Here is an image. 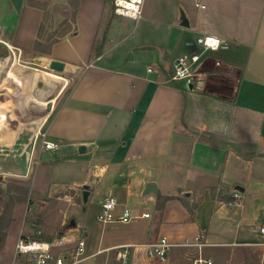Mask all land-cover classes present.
<instances>
[{"label":"crops","instance_id":"crops-1","mask_svg":"<svg viewBox=\"0 0 264 264\" xmlns=\"http://www.w3.org/2000/svg\"><path fill=\"white\" fill-rule=\"evenodd\" d=\"M8 1L0 12V40L12 49V66L57 60L73 82L45 130L57 148L39 144L43 159L33 165L34 187L68 188L85 204L100 198V207L113 196L116 214L130 208L140 216L128 224L99 223L98 238L81 215L86 252L164 236L192 243L200 236L205 246H175L165 262L151 264H195L199 257L264 264V248L252 245L263 241L264 0H205L206 9L172 1L171 11L164 10L168 0H152L153 17L144 16L143 5L139 21L113 16V0H78L74 23L70 0H49L46 9L24 0L19 13ZM45 13L50 22L72 24L55 43L39 38ZM201 34L219 37L220 48L202 54L193 84L173 80L176 59L200 52ZM0 111L6 115L2 103ZM10 137L4 139L14 141ZM149 184L156 193L147 192ZM236 191L241 205L232 204ZM159 196L170 199L159 204ZM104 231L116 238L106 241Z\"/></svg>","mask_w":264,"mask_h":264},{"label":"rangeland","instance_id":"rangeland-1","mask_svg":"<svg viewBox=\"0 0 264 264\" xmlns=\"http://www.w3.org/2000/svg\"><path fill=\"white\" fill-rule=\"evenodd\" d=\"M28 1L39 6H44L49 2V0ZM172 1L175 4L177 2V7L183 2V0H168L164 10L171 11ZM144 2V16L153 17L150 14L151 10H157L153 1L144 0ZM8 4V0H0V12ZM111 10L113 16H115L113 7ZM69 24L67 22L47 21L43 30V37L47 38L49 35L54 34L51 41H55L67 29ZM1 37L2 33L0 34ZM7 56H10L9 48L0 40V104L2 103L6 114L0 116V118L6 119L7 117L6 120L0 121V137L2 138L0 140V161L2 159L0 164V264H10L14 260L16 246L20 239L54 243L62 237H67V241L71 242V240L80 236V239L85 240L87 237L84 233L85 229L79 226L81 215L89 227L95 228L98 238L101 235V227L96 218L101 209L100 198H95L85 204L82 203L83 195L77 194L68 188L57 189L56 191L48 190L47 192L37 191L34 187V176L35 179L38 178V173H34V163H30L29 159L26 161L27 157L31 158L33 155L39 157L40 160L43 159L38 151L41 149L39 141L34 146V136L39 132L41 126L42 132L46 130L49 119L57 108V99L61 96V92L65 90L64 88L69 89L73 83L70 79L71 76L58 74L51 71L49 65L42 66L39 63L29 67L23 65L21 67L17 63L12 66L11 62L6 65L3 59ZM40 71L59 77L58 79L66 82L60 93V83L57 80L48 78ZM20 78H26V81L22 82ZM33 78H37V81L34 82ZM62 81L61 83H64ZM46 84H51L52 87L45 96L46 99H39L41 88ZM1 114L3 113L0 111ZM4 136L15 138L14 141H7ZM26 145H29L27 154L21 156L20 154H22ZM38 162L36 163L38 164ZM74 227H78V230L71 231ZM103 235L106 241L108 238H116V236H111L105 231ZM109 243L113 242H106L105 245ZM185 243L189 242L183 244ZM91 246L93 245L91 244ZM99 250L97 249L96 252ZM96 252L87 253L91 256L89 263L121 264L122 260L118 259L117 250H105L99 254ZM136 257L138 259L135 264L152 263V260L144 258L142 253L133 251L128 264H134L133 258Z\"/></svg>","mask_w":264,"mask_h":264},{"label":"built area","instance_id":"built-area-1","mask_svg":"<svg viewBox=\"0 0 264 264\" xmlns=\"http://www.w3.org/2000/svg\"><path fill=\"white\" fill-rule=\"evenodd\" d=\"M192 2L197 9L207 8L205 0H192ZM143 4L144 0H113V13L117 17L139 21L142 18ZM221 44V39L212 34H201L197 36L196 45L200 49V52L183 55L176 59L172 79L193 84L194 71L201 60L202 54L219 49ZM8 48L10 49L9 46ZM3 61L8 65L10 63V56L4 57ZM152 69L153 68L150 67L149 71L152 72ZM34 141V146H36L39 141L41 147L44 149L57 148V145L47 140V132H42V126L39 128V132L35 134ZM28 147L29 145L25 146L22 154H20L21 156L27 154ZM2 151L4 152V149ZM28 159L32 164L37 162V157L34 155L31 158L27 157V160ZM241 203V194L239 191H236L233 196L232 204L241 205ZM117 207V199L113 196L107 197L102 203L101 210L97 215V221L103 225L112 223L128 224L140 218V216L136 215L130 208H124L119 214H116ZM149 215V213H144L141 217H148ZM259 232L263 237V241L252 245L264 248V218L259 225ZM67 239V237H62L54 243L20 239L16 246L14 260L10 264H82L91 257L87 255L85 240L77 237L70 242L67 241ZM183 245L201 248L206 244L201 243L200 236L196 238L195 243L189 242L185 244H173L164 236L150 243L121 245L115 247L113 250H117L118 259L122 260V264H128L131 249L138 253H142L148 260L163 263L168 259L169 251L172 247ZM99 253L100 251L97 254ZM194 263L213 264V260L199 257L194 260Z\"/></svg>","mask_w":264,"mask_h":264},{"label":"trees","instance_id":"trees-1","mask_svg":"<svg viewBox=\"0 0 264 264\" xmlns=\"http://www.w3.org/2000/svg\"><path fill=\"white\" fill-rule=\"evenodd\" d=\"M32 4V3H31ZM48 4V3H47ZM47 4H45L44 6H41V7H43L44 9H46V7H47ZM32 5H35V4H32ZM70 5H71V7H72V9H73V11H72V15H71V23H74V21H75V16H76V11H77V8H78V0H70ZM37 6V5H36ZM47 21H49V14L48 13H45V22H47ZM45 22L43 23V25L41 26V28H40V31H39V38H41V37H43L44 35H43V30H44V27H45ZM69 24L68 26H67V29L61 34V36L57 39V40H53V41H51L52 40V38H53V35H49L48 37H47V41H51V43H55L56 41H59L60 39H62L63 37H65V35L71 30V28H72V24ZM41 47V44H40V42H36V44H35V49H39ZM210 138L212 139V140H217L218 139V137H216V136H214V135H211L210 136ZM214 195H215V191H214ZM170 198L169 197H162V196H159V199H158V203L160 204V202L161 201H163V202H166V201H168ZM5 227H7V226H5Z\"/></svg>","mask_w":264,"mask_h":264},{"label":"water","instance_id":"water-1","mask_svg":"<svg viewBox=\"0 0 264 264\" xmlns=\"http://www.w3.org/2000/svg\"><path fill=\"white\" fill-rule=\"evenodd\" d=\"M16 12H20L21 9H22V6H23V2L24 0H11ZM183 25L184 26H188V22H187V19L184 18L183 19ZM49 68L51 71H54L56 73H64L65 72V64L63 62H60V61H57V60H52L50 63H49ZM75 71H77L76 69H73L72 70V73H74ZM84 150V148H82ZM239 189L240 191H243L242 188H237ZM147 192H157L156 190V187L154 184H149L147 186Z\"/></svg>","mask_w":264,"mask_h":264},{"label":"bare ground","instance_id":"bare-ground-1","mask_svg":"<svg viewBox=\"0 0 264 264\" xmlns=\"http://www.w3.org/2000/svg\"><path fill=\"white\" fill-rule=\"evenodd\" d=\"M21 66V65H20ZM22 67V66H21ZM26 77H28V76H26ZM21 79V81L22 82H25L26 81V78H20ZM56 80V79H55ZM13 81V80H12ZM33 81L35 82V81H37V78H33ZM40 81V80H39ZM57 81L60 83V86H61V89H60V91H59V93L61 92V90L65 87V84H66V82H64V81H62V79H57ZM61 81L62 82H64V83H61ZM38 83V82H37ZM36 83V84H37ZM32 84V83H31ZM11 85V84H10ZM43 85V84H42ZM15 86H16V84H15ZM36 86V85H35ZM26 87V86H25ZM51 87L52 86H43L41 89H42V91L40 92L41 93V96L39 97V99H46V95H47V93L50 91V89H51ZM36 93V92H35ZM57 95V94H56ZM37 98V97H36ZM36 100V99H35ZM53 101H55V100H53ZM46 111V110H45Z\"/></svg>","mask_w":264,"mask_h":264}]
</instances>
